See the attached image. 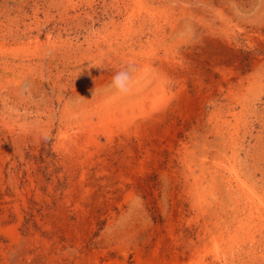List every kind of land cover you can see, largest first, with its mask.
<instances>
[{
  "label": "rangeland",
  "instance_id": "obj_1",
  "mask_svg": "<svg viewBox=\"0 0 264 264\" xmlns=\"http://www.w3.org/2000/svg\"><path fill=\"white\" fill-rule=\"evenodd\" d=\"M0 264H264V0H0Z\"/></svg>",
  "mask_w": 264,
  "mask_h": 264
},
{
  "label": "clouds",
  "instance_id": "obj_2",
  "mask_svg": "<svg viewBox=\"0 0 264 264\" xmlns=\"http://www.w3.org/2000/svg\"><path fill=\"white\" fill-rule=\"evenodd\" d=\"M133 81L134 78L129 70H121L112 77L108 88L118 94H128L132 90Z\"/></svg>",
  "mask_w": 264,
  "mask_h": 264
}]
</instances>
